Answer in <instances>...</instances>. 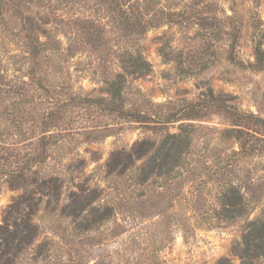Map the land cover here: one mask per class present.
I'll return each instance as SVG.
<instances>
[{
    "label": "rangeland",
    "instance_id": "374dc122",
    "mask_svg": "<svg viewBox=\"0 0 264 264\" xmlns=\"http://www.w3.org/2000/svg\"><path fill=\"white\" fill-rule=\"evenodd\" d=\"M29 24L41 43L36 65ZM255 24L264 39V0H0V120L26 122L19 136L37 135L45 120L47 160L33 167L34 175L63 181L57 199L26 187L41 198L31 216L37 232L13 264H217L223 257L239 264L233 249L246 218L264 215V153H234L239 146L226 131L231 121L215 106L170 123V132L189 126L192 139L177 215L132 212L125 201L141 190L133 178L142 160H125L123 174L120 161L135 143L157 142L163 134L150 122L113 113L108 82L121 80L128 108L156 115L182 113L214 93L264 117V71L242 65L254 60ZM223 184L242 187L247 216L221 218ZM157 185L151 191H161ZM162 189L164 197L150 198L173 195ZM26 190L5 178L0 224L11 219L9 205ZM93 190L98 205L116 209L84 232L65 206L72 194Z\"/></svg>",
    "mask_w": 264,
    "mask_h": 264
},
{
    "label": "trees",
    "instance_id": "16d2710c",
    "mask_svg": "<svg viewBox=\"0 0 264 264\" xmlns=\"http://www.w3.org/2000/svg\"><path fill=\"white\" fill-rule=\"evenodd\" d=\"M255 45L254 60L242 64L244 67L256 71H264V39L261 35L260 24H255ZM27 45L30 53L33 55V62L38 63L39 37L33 34V27L29 24L27 29ZM235 60V59H233ZM236 61V60H235ZM238 62V61H236ZM133 70L139 66L136 60L132 63ZM125 72L129 71L123 66ZM123 72L118 73L117 77H123ZM110 84V110L118 116H123L134 121L150 122L149 128L162 131L160 140L151 141L143 139L135 143L131 150L126 153V158L120 164L119 174L125 172V160L134 164L135 160H142L136 168L134 180L141 190L126 200L128 210L132 212L137 210L152 211L157 214H176L174 210L177 198L181 196L183 190L179 187L183 179L182 168L186 158L190 154L192 139L189 126H182L178 132H170L168 125L177 120L196 119L203 116L204 110L215 106L217 110L229 121L231 127L226 131L234 137L239 146L234 153L238 155L250 156L255 153H264V117L253 112L240 109L231 99L225 95L211 93L206 99L194 102L187 107L182 113H165L156 115L141 109L128 108L123 100L121 93V80L113 79ZM97 102L99 98H94ZM53 109V108H52ZM49 112V111H48ZM154 122V125H151ZM26 122L12 119L0 120V191L3 188L5 178L13 186L22 188L35 185L41 196H47L57 199L62 188V178L59 175L36 176L37 171L33 167L47 160V132L51 129L47 126L45 120L37 123L40 131L37 135L26 134L19 136L16 130H25L23 125ZM30 124H35L30 123ZM50 137V136H49ZM29 173L31 175H29ZM161 181V185L159 183ZM179 180V181H178ZM157 187L161 191H151ZM134 185V184H133ZM47 187V191L43 189ZM164 187H169L173 195L167 199L150 198L154 193L164 197L168 192ZM263 186H259V190ZM86 189H82L85 191ZM26 190L13 203L9 205V211H12L11 219L5 217L4 223L0 224V264H13L20 250L27 245L36 235L37 226L33 224L31 216L35 215L41 200L32 197L33 194ZM30 193V194H29ZM96 190L89 194H72L69 203L65 206L69 209L70 216L79 228L84 232L95 226L100 219L107 218L110 212L116 209L113 205H98L95 199ZM242 191L234 184H223L218 196L220 206L219 214L222 219L235 220L239 217L247 216L249 213V202ZM260 201V200H258ZM25 208L29 209L28 213L23 214ZM22 215L23 221L19 222L17 216ZM30 214V216H29ZM25 216L27 217L25 220ZM15 217L13 220L12 218ZM79 217H82L79 219ZM247 222L242 234V239L234 246L235 255L240 258L239 264H255L259 258L264 257V215L250 219ZM183 223L177 221L176 225L182 228ZM217 264H235L227 257L219 259Z\"/></svg>",
    "mask_w": 264,
    "mask_h": 264
}]
</instances>
